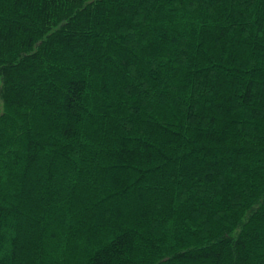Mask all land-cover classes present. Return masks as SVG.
I'll list each match as a JSON object with an SVG mask.
<instances>
[{
	"label": "trees",
	"instance_id": "1",
	"mask_svg": "<svg viewBox=\"0 0 264 264\" xmlns=\"http://www.w3.org/2000/svg\"><path fill=\"white\" fill-rule=\"evenodd\" d=\"M0 264H264V0H0Z\"/></svg>",
	"mask_w": 264,
	"mask_h": 264
}]
</instances>
